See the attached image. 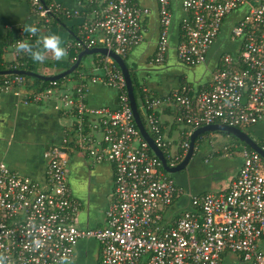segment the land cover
Listing matches in <instances>:
<instances>
[{"label":"built area","instance_id":"built-area-1","mask_svg":"<svg viewBox=\"0 0 264 264\" xmlns=\"http://www.w3.org/2000/svg\"><path fill=\"white\" fill-rule=\"evenodd\" d=\"M28 1L41 30L48 28L52 17L69 14L55 0ZM137 1L79 0L83 7H96L90 11L86 7L92 15H82L78 39L68 46L105 47L127 55L143 40L141 18L150 12ZM155 2L159 36L147 62L161 66L167 60L174 9L172 0ZM181 9L175 49L184 65L206 66L210 48L227 22L225 38L235 39L237 46L220 53L208 83L197 90L182 83L157 95L142 86L146 129L172 166L183 159L189 135L198 127L220 123L247 129L264 123V0H181ZM71 14L81 15L78 10ZM93 67L101 73H80L77 84L65 91L54 80L30 94L24 91L23 75L0 78V92H14L24 104L43 103L59 93V111L77 118L61 141L44 152L45 189L0 160V256L7 264H56L61 255L73 259L78 240L94 238L100 245L99 264H264L261 155L243 147L241 165L226 189L187 192L164 170L141 136L118 66L101 56ZM93 83L116 90L115 108L87 105L86 92ZM164 106L173 107L174 120L187 128L173 152L157 113ZM72 146L92 164L109 161L114 168L102 227L74 225L78 203L68 183ZM183 195L189 198L187 207L174 214L171 206ZM36 241L41 242L39 248Z\"/></svg>","mask_w":264,"mask_h":264},{"label":"crops","instance_id":"crops-1","mask_svg":"<svg viewBox=\"0 0 264 264\" xmlns=\"http://www.w3.org/2000/svg\"><path fill=\"white\" fill-rule=\"evenodd\" d=\"M55 1L69 11V14H59L60 21L55 26L56 33L61 36L64 46L68 48V45L74 42L71 39L73 30L78 35L82 15L91 16L92 13L87 14L86 7L88 5L83 7L79 0ZM137 3L140 6L150 8V12L141 18L143 40L131 50L133 56L130 57L129 52L126 58L129 57L130 61L127 59L129 64L134 66V70L136 69L139 75L141 74L143 78L142 86L152 91V93L161 95L179 87L182 83L190 84L195 90L200 85L208 83V80L201 84L184 81L185 79L189 80L184 78L186 69L182 67L183 65L179 62L176 51H174L177 45L175 39L178 41L180 18L183 16L182 10L177 12L178 24L175 27V32L177 31V33L174 35L172 44L174 50L169 52L166 64L159 68L147 70L145 61L153 55L159 36L158 13L155 0H138ZM87 8L92 9L91 6ZM74 10H78L81 15H72L71 12ZM25 24H34L37 27L39 25V19L31 11L28 0H0V46L4 62L8 63L16 60L18 53L15 50V43L19 39L18 37L31 38L29 34L24 33L22 30ZM220 38H222V35ZM82 49L80 48V50ZM92 56L93 59L88 64H84L83 69H85L87 74H100L102 69H96L93 66L101 56ZM45 61L55 60L52 59L49 53ZM142 68L144 71L141 70ZM56 69L57 67L54 64L49 66L44 62L40 67L39 73L54 74L58 71ZM79 72L76 69L62 81L61 85L63 86L61 87L66 89L73 88L79 80ZM159 72H164L168 76L165 86L160 85L159 81L150 80L152 74L157 75ZM206 77L208 78L209 76ZM173 79L177 81V84H172L171 81ZM87 93L88 90L86 95ZM86 102L92 108L100 106L113 108L116 105V92L101 84H93L89 89ZM173 111V107L164 106L158 113L160 123L164 125L163 135L166 139V135H172L177 128L173 127ZM76 119L73 114L56 112L52 108L50 101L16 106L10 95L0 94V160L6 161L11 169L35 177L38 180L36 182L44 184L46 182L44 173V168L46 172V161L43 162L41 159V150L43 148L47 149L51 144L56 143L66 129L77 122ZM259 128L264 129V123L255 125L256 131ZM96 136L100 138L101 135L98 133ZM70 142L74 145L75 136L73 134L70 136ZM79 151V148L72 146V151L70 152L69 185L72 189V196L78 203V212L74 225L79 229L102 227L105 225V211L113 191L114 168L112 165H93L89 162L88 168L83 164L81 156L76 153ZM209 159L210 157H205V161H209ZM241 162L242 159L234 166L227 162H218L212 171L204 172L197 178L195 184L198 187L194 191L205 193L226 189L232 178L237 174ZM180 181L183 182V177L180 178ZM72 261L73 264H99V243L94 238L78 240Z\"/></svg>","mask_w":264,"mask_h":264},{"label":"water","instance_id":"water-1","mask_svg":"<svg viewBox=\"0 0 264 264\" xmlns=\"http://www.w3.org/2000/svg\"><path fill=\"white\" fill-rule=\"evenodd\" d=\"M172 5H173V9H174V14H173V18H172V25H171V34H170V39H169V49L167 51V59L169 56V52L171 50H174L172 47L173 44V38L175 37L174 35L177 33V31L175 32V27L178 24L177 22V12L181 9V0H172ZM183 12V11H182ZM236 14L231 17L232 20L235 18ZM229 28H230V23L227 22L224 25V29L221 33L222 37L225 38L228 35L229 32ZM221 37V36H220ZM175 42H178L177 39H175ZM176 51V49L174 50ZM86 55H100V56H104L109 58L110 60H112L120 69V72L122 73L124 80H125V84H126V90H127V94H128V98H129V104L131 107V110L133 112V118L135 121V124L141 134V136L143 137V139L145 140V142L147 143L148 147L150 148L151 152H153L161 161L162 167L164 168V170L169 173L174 179L177 185H180L183 189H185L187 192L192 193V194H201V193H197L196 191H194L195 189H197V184L194 185L195 189H192L190 187V184H188L189 187L184 188L183 184H181L180 182H178L177 178L175 176H173L175 173H179L181 171H183L189 161L193 158V156L195 155V142L196 139L198 137H200L201 135H204L206 133H211V132H217V133H224V134H229L234 136L236 139H238L239 141L243 142L245 145H247L249 148H251L252 150L256 151L257 153H259L261 155V157L264 159V148L258 144V142L252 138L244 129H240L238 127H232V126H227L225 124H220V123H215V124H209V125H204L201 127H198L196 129H194L190 135H189V147L187 150V153L185 154V156L183 157V159L177 163L176 165H169L167 163V160L165 158L164 153L162 152V150L155 144V142L153 141V138L150 136V134L148 133L145 125L142 122L141 116H140V112L137 108V104H136V100H135V96H134V91H133V83H132V79H131V75H130V71L129 68L126 64V61L124 59L123 56L114 53L112 50L105 48V47H91V48H83L82 50H80L75 58L74 63L67 69L56 72L54 74H42L39 72H34V71H27L24 69H0V75H7V74H20L23 76H28V77H34V78H39L41 80H46V81H54V80H59L65 76L71 75L79 66L80 62L82 63V59L83 57H85ZM167 61V60H166ZM128 62V61H127ZM180 62V61H179ZM181 63V62H180ZM166 62L163 64L165 65ZM183 66L184 64L181 63ZM84 65V64H83ZM161 66H151L148 64L147 60L145 61V66L148 69H152L153 67L159 68L162 67ZM203 65V64H202ZM186 66V65H185ZM84 68H86L84 66ZM136 70V69H135ZM134 70V71H135ZM136 75L138 76V79L140 81L143 80L141 74L139 75V73H137V70L135 71ZM79 73L81 74H87L85 69H83L82 71H80ZM94 85L96 84H101V83H93ZM93 84H89L88 85V93L86 96V100L87 97L89 95V89ZM103 85V84H101ZM104 87L110 88L106 85H103ZM113 89V88H111ZM115 90V89H113ZM116 92V90H115ZM61 93V92H60ZM1 95H10L13 98V101L15 103L16 106L19 105H25L24 103H22L21 101H19V98L17 96V94H15L14 92H0ZM59 93H57L56 95L51 97V100H48L51 102L52 108L58 112L59 109L57 108L60 107V103H59V97H58ZM47 102V101H46ZM117 105H115L116 107ZM105 106H100L98 108H102ZM113 107V108H115ZM111 108V109H113ZM140 110L143 112L144 116H146L147 114V110L145 107H141ZM247 130H255V126L252 127H248ZM62 139V136H60L59 140L56 143H59ZM53 143V144H56ZM46 149H42L41 150V159L43 162H45V157H44V152ZM78 155L81 156V160L83 162V164L89 168V163L88 161L85 159V156L82 152H76ZM71 154H69L68 156V181H69V174H70V164H71ZM6 164L7 162L4 161ZM101 164H105L108 166H111L112 164L109 161H105L102 163H95L93 165H101ZM8 166V164H7ZM9 167V166H8ZM9 169H11L9 167ZM14 170V169H11ZM17 171L19 174L24 175V176H29L32 180L34 181H38L37 178L32 177L30 175H27L25 173H22L21 171L15 170ZM44 173H45V168H44ZM202 173L199 175L201 176ZM69 183V182H68ZM71 188V187H70ZM72 191V189H71ZM211 192V191H209ZM176 214V213H174Z\"/></svg>","mask_w":264,"mask_h":264},{"label":"rangeland","instance_id":"rangeland-1","mask_svg":"<svg viewBox=\"0 0 264 264\" xmlns=\"http://www.w3.org/2000/svg\"><path fill=\"white\" fill-rule=\"evenodd\" d=\"M233 14H235V12ZM228 35L226 37H228ZM238 44H239V40H238ZM236 46H237V41L235 39L218 38L211 46L210 51L206 57V62H205L206 66L205 64L203 65L199 64L202 67L198 65L182 66L184 69H186L184 78L189 79V80L185 79L184 81L193 84H201L209 80L211 77L212 70L214 69L215 65L218 63L217 60L220 53L224 51L232 52ZM131 50L129 51L130 57L133 56ZM128 58H126V61ZM92 59H93L92 55L85 56L82 59V65L88 64ZM128 61H130V59H128ZM154 68L156 67H153L152 69ZM141 70L144 71L143 68ZM206 76L209 77L207 78ZM150 80L155 82L159 81L158 83H160V85L165 86L166 85L165 82H167L168 76L164 72H159L157 75L152 74ZM171 82L172 84H177V81L174 79ZM181 129L182 126H178L174 130L172 135L169 136L166 135L167 140L171 142V147H170L171 152L177 149L179 143L182 140L180 135ZM244 130L256 141H260L264 144V129L259 128L258 131L247 130V129ZM242 148H243L242 142L236 139L232 135L217 133V132L206 133L204 134L203 139L196 140L195 155L189 161L187 167L183 171L179 173H175L173 176L177 178L178 182L183 184L184 188L189 187L188 184H190V187L192 189H195L194 187L195 181L197 180L199 175L204 172L208 173V171H212L218 162H227L228 164H232L233 166L236 165L242 159ZM205 157H210L209 161H205ZM181 177H183V182L180 181ZM40 185L42 189L46 188L45 183ZM188 200L189 198L186 195H183L182 197L177 199L171 206L174 213H180L183 209H185L187 207Z\"/></svg>","mask_w":264,"mask_h":264},{"label":"trees","instance_id":"trees-1","mask_svg":"<svg viewBox=\"0 0 264 264\" xmlns=\"http://www.w3.org/2000/svg\"><path fill=\"white\" fill-rule=\"evenodd\" d=\"M88 6H91L92 8L93 7H96L95 5H88ZM87 6V7H88ZM88 11H90V8L88 9ZM60 21V17L59 16H54L52 17L51 21H50V24L48 26V28H46L45 30H41L40 31L42 33H47V32H55V29H56V24ZM41 27V23L38 25V28ZM71 39L72 41H77L78 39V35L76 34V32L73 30V33L71 35ZM19 39H24L23 37H18ZM30 41H34L35 40V37H31L29 39ZM1 46H0V69H14V67L18 68V69H24V70H27V71H34V72H40V67L42 64H38V63H35L33 62L30 57H28L26 54H21V53H18V56L16 58L15 61H12V62H4L3 61V58H2V51H1ZM67 51H68V55L67 57L62 60V61H45V63H47L49 66H53V64L57 67L56 70H58L57 72L59 71H62V70H65L67 68H69L75 61V57L77 56L78 52L80 51V48H77L75 46H68L67 48ZM125 61H126V55L123 56ZM126 64L129 68V71H130V75H131V79H132V83H133V91H134V96H135V100H136V104H137V108L140 112V116H141V119H142V122L143 124L145 125V127L147 128V123H146V119H145V116L143 114V112L140 110V108L142 107V105L144 104L143 103V92H142V82L138 79V76L136 75V72L134 71V66L132 64H129V62L127 63L126 61ZM78 71H82L83 70V65L82 63L79 64L78 68H77ZM9 76H13V74H8ZM70 75L68 76H65L59 80H57V82L60 84V86H63L61 85L62 84V81H64L67 77H69ZM3 75H0V78H2ZM25 78V88H24V91L27 93V92H30V94L34 93V92H38V91H42L44 90L46 87L49 86V81H46V80H41L39 78H34V77H28V76H24ZM62 91L63 90H66V88L64 87H61ZM168 109V108H166ZM162 109H159L157 110V113H159ZM159 117V115H158ZM161 124V123H160ZM178 126H182L180 124H178L175 120H174V125L173 127H178ZM163 127L164 125L161 124V131L163 132ZM187 131V128L183 127L182 126V129L180 130V135H181V138L184 139V135H185V132ZM198 140V139H197ZM259 145H261L262 147H264V144L260 141H257ZM243 146L247 149H251L249 148L247 145H245L243 142H242Z\"/></svg>","mask_w":264,"mask_h":264},{"label":"clouds","instance_id":"clouds-1","mask_svg":"<svg viewBox=\"0 0 264 264\" xmlns=\"http://www.w3.org/2000/svg\"><path fill=\"white\" fill-rule=\"evenodd\" d=\"M22 30L24 33L35 37V40L30 41L21 38L16 40L15 50L17 53L26 54L33 62L38 64H43L49 53L55 61H62L67 57V48L64 46L59 34L51 31L42 33L34 24H25ZM40 246L41 242L36 241L35 247L39 248ZM0 264H7L5 257L0 256ZM56 264H73V261L70 256L61 255Z\"/></svg>","mask_w":264,"mask_h":264},{"label":"flooded vegetation","instance_id":"flooded-vegetation-1","mask_svg":"<svg viewBox=\"0 0 264 264\" xmlns=\"http://www.w3.org/2000/svg\"><path fill=\"white\" fill-rule=\"evenodd\" d=\"M203 137H204V135H201L200 137H198L197 139H203ZM196 139V140H197ZM264 148V147H263ZM88 162L90 163V164H92L89 160H88Z\"/></svg>","mask_w":264,"mask_h":264}]
</instances>
